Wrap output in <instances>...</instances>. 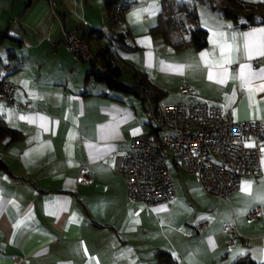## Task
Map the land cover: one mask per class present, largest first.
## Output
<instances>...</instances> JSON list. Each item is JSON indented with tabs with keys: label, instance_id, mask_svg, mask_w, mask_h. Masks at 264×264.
<instances>
[{
	"label": "crops",
	"instance_id": "obj_1",
	"mask_svg": "<svg viewBox=\"0 0 264 264\" xmlns=\"http://www.w3.org/2000/svg\"><path fill=\"white\" fill-rule=\"evenodd\" d=\"M130 1L114 28L125 33V48L115 49L124 81L131 82L137 68L163 91L158 102L208 101L239 121L264 119V56L253 52L248 58L245 52L250 33L264 43V23L242 27L243 18L235 23L221 15L226 0H207L196 5L197 24L182 22L174 37L187 40L200 27L207 32L205 46L174 48L150 31L160 0ZM62 27L108 31L103 1L0 0V33L8 35L0 41V71L9 61L6 76L14 83L12 98L0 100V116L22 135L13 142L0 139V264H156L158 249L178 264H232L242 255L264 263V216L248 217L252 208L264 209V152L260 172L243 177L225 201L173 165L171 200L129 202L120 168L131 137L151 130L149 95L84 82L91 65L70 55ZM241 65L257 74L244 86ZM182 83L190 96L181 94ZM81 166L90 177L85 184L77 182ZM201 220L208 223L203 231L197 228ZM228 223L238 232H226Z\"/></svg>",
	"mask_w": 264,
	"mask_h": 264
},
{
	"label": "built area",
	"instance_id": "obj_2",
	"mask_svg": "<svg viewBox=\"0 0 264 264\" xmlns=\"http://www.w3.org/2000/svg\"><path fill=\"white\" fill-rule=\"evenodd\" d=\"M50 7L56 17L55 3L51 1ZM86 23L82 21L83 25ZM61 37L73 58L81 61L92 59V53L80 39L77 28L62 27ZM20 64L17 61V65ZM10 67L11 63L7 61L1 70V101L9 100L13 95L14 83L6 76ZM180 92L185 96L191 95L184 83ZM148 97L149 107L145 113L155 131L131 137L120 168L129 202L152 206L171 200L174 196L171 164L188 175H194L200 188L218 201H225L230 193L236 191L243 177L260 172L264 119L239 121L229 110L208 101L165 104L155 103ZM89 181L85 167L81 166L77 182L85 184ZM263 216L264 209L260 206L248 212L250 219ZM207 227L204 220L197 223L199 231ZM224 230L238 232L234 223L226 224ZM231 241L229 238L228 242Z\"/></svg>",
	"mask_w": 264,
	"mask_h": 264
},
{
	"label": "trees",
	"instance_id": "obj_3",
	"mask_svg": "<svg viewBox=\"0 0 264 264\" xmlns=\"http://www.w3.org/2000/svg\"><path fill=\"white\" fill-rule=\"evenodd\" d=\"M105 12V20L108 31L104 29H87L79 32L80 39L85 42L91 53V68L84 76V82L90 80L104 83L108 89L118 91L122 94H133L141 96L147 94L151 101L157 103L162 97L163 91L149 81L144 71L133 68L130 73L131 82H125L123 77V65L119 62L116 55L117 48H125V33L115 30V26L122 19L125 10L131 3L130 0H102ZM207 0H193L192 3L181 2L177 0H160L161 12L158 16L157 23L150 28L152 34H157L162 39L171 43L174 48L191 46L200 49L205 46L207 41V32L198 27L187 40L174 41V37L181 33V23L197 24L198 15L196 12L197 3H206ZM221 15L237 22L240 18L245 20L242 27L264 23V3L246 2L243 0H226L225 4L220 7ZM8 37L6 32L0 33V41ZM95 42V48L92 49L91 42ZM9 58L11 54H8ZM3 64L0 58V68ZM97 66L99 69H97ZM0 90H1V71H0ZM150 124V123H149ZM152 133L155 130L150 124ZM154 130V131H153ZM8 137L11 142L21 139V133L9 127L0 116V139ZM0 166H4L0 160ZM156 264H178L169 252L158 249L155 252ZM232 264H264L258 263L247 255L237 257Z\"/></svg>",
	"mask_w": 264,
	"mask_h": 264
},
{
	"label": "snow or ice",
	"instance_id": "obj_4",
	"mask_svg": "<svg viewBox=\"0 0 264 264\" xmlns=\"http://www.w3.org/2000/svg\"><path fill=\"white\" fill-rule=\"evenodd\" d=\"M137 19H139V13H134L133 14ZM262 33H264V29L261 30ZM257 33H250L248 34V42L245 43V52L248 56V58H251L253 52L260 56H264V43L260 42H254L253 38L256 37ZM228 47V46H225ZM207 54L206 53H201L202 58H206ZM224 62H231L230 57L225 56L224 57ZM179 71H182V67L178 69ZM221 80L220 82H223V77L226 76V72H221L220 74ZM257 74L253 73L250 69L249 65H241V70H240V80H241V85L244 86L246 84H250L253 77H255ZM209 79H212V73H209ZM235 79V77H234ZM262 90H264V86H262ZM24 117H21L23 119ZM138 131V130H137ZM247 183V182H246ZM250 189V185H247L243 191L248 192Z\"/></svg>",
	"mask_w": 264,
	"mask_h": 264
},
{
	"label": "rangeland",
	"instance_id": "obj_5",
	"mask_svg": "<svg viewBox=\"0 0 264 264\" xmlns=\"http://www.w3.org/2000/svg\"><path fill=\"white\" fill-rule=\"evenodd\" d=\"M91 45H92V49H94L95 48V43L94 42H91ZM126 82V81H125ZM171 161V160H170ZM171 166H173L172 164H171ZM182 171V170H181ZM180 170H179V174H183L182 172H181ZM174 180H176V182L178 181V175H177V173H175L174 172Z\"/></svg>",
	"mask_w": 264,
	"mask_h": 264
}]
</instances>
